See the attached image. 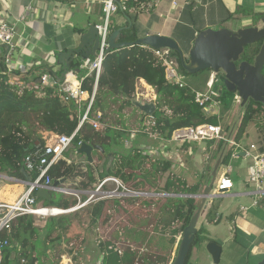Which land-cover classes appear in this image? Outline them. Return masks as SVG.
Masks as SVG:
<instances>
[{
    "label": "crops",
    "instance_id": "obj_1",
    "mask_svg": "<svg viewBox=\"0 0 264 264\" xmlns=\"http://www.w3.org/2000/svg\"><path fill=\"white\" fill-rule=\"evenodd\" d=\"M173 1L155 0L151 10L141 14L151 15V23L148 28H144L146 24L141 25L140 37L149 34H162L173 37L178 43L182 40L183 47L181 48L185 55L189 54L197 33L200 30L215 29V26L221 25V22L230 16L229 11L235 13L242 7L241 9H252L254 14H264V0H175L177 5H173ZM248 14L242 13L243 17L237 18L242 23L241 27L252 26L254 18L253 15ZM0 20L15 25L17 29L14 46H9L7 49L4 43L0 42V72L10 74L12 76L11 80L16 81L17 78H23L25 74L31 76L37 66L48 67L53 72L61 74L63 64L59 62L57 54L75 48L80 43L81 35L84 32L92 25L102 22V8L100 3H94L91 0H0ZM119 23H124L123 19H119ZM77 59L83 62V70H88V66L85 64L86 61L80 57ZM69 71L71 70L69 69ZM72 71L79 76L76 69H72ZM69 78L74 79L75 77L69 75ZM139 84L145 87L146 90L152 89V98L156 96L153 86L149 85L144 79H141ZM126 109V111H134L130 106ZM137 112L139 113L138 119L145 116L147 122L149 121L148 116L143 115L142 111L138 109ZM250 127L246 137L252 132ZM46 133L49 132H43V136ZM140 133L151 138L146 140L143 135L136 134L135 144L126 142L128 151H136L146 162H151L154 165L151 169L155 172L161 171V166L164 164H161L162 161L170 163L167 172L169 173L168 179L177 175L187 179L189 183L195 181V178L188 172L189 169L185 168L186 165L179 173L172 169L173 165H183L184 160L180 162L179 160L183 154H187L189 158L193 159L196 169L202 173L205 169L203 168L204 164H208L217 153L219 143V141H215L207 152L208 143L194 142L182 146L172 145L169 148L170 150L167 149L165 153H161L158 150L161 144H156V141H158L157 136L144 132ZM243 140L240 142V148L235 147V155L232 156L231 163L229 162L232 166L230 176L234 183L233 188L220 197L212 198L219 202L218 212L212 218L213 222L209 221L207 216L211 199L198 221V231L201 233L204 243L193 248L192 263H211L212 259L205 246L207 242L213 240L223 245L221 264H256L264 256V183L262 191L257 192L256 185L247 181L252 158L248 156L249 158L246 160L243 157L247 156V151L255 152L251 145H255L256 151H261L262 142L254 140L246 146L245 140ZM153 148L157 149L156 153L151 152ZM240 152H245V155H241ZM114 153L116 154V152H111L110 155L104 157L105 163L113 157ZM222 153H224V150ZM98 154L94 155L92 161L96 167V179L98 174L102 172L97 166ZM176 157L178 161H176ZM63 158L69 162L72 161L66 156H63ZM78 160L73 162H84L80 156ZM235 160L238 161L237 166L233 165ZM246 162L248 164L247 169L245 168ZM222 165L219 170L223 169L218 174L224 171L227 164L224 167ZM190 166L193 167L194 164H190ZM138 174L133 173L131 177H127L125 185L121 183L125 188H127V185L134 188L141 187L144 184L143 182H146L145 178H148L149 174H139L142 175L141 178L137 176ZM1 176L0 174V201L11 202L24 192L26 185L23 180L9 176L6 177L9 180H4ZM64 183H66L65 180ZM113 185H115L114 187L117 186L112 182L107 184L110 188H113ZM157 191L168 193V195L160 194L162 196L157 197L151 203L145 202L144 204H147V206H139L138 200L141 199L139 196L126 194L116 198L121 210L120 215L125 218V226L121 225L123 231L121 230L119 233V246L123 248V252L119 254V257L121 255L120 264L173 263L181 241V235L176 233L181 224V219H173L171 205L174 203L173 198L187 197L188 195L165 190ZM145 199L144 197L141 200L144 201ZM106 201L105 210H108L113 207L111 205L112 200ZM134 201L135 203L132 205ZM131 207L136 209L134 215L130 210ZM143 207H146V210ZM38 222L39 220L35 219V225L42 228V230L38 241L39 246L40 244L41 246L38 247L36 253L39 257L36 264H53L55 258H58L59 264H74L68 256H65L59 250L60 248H54L56 242L51 241L53 237L50 236L48 240L45 238L44 227L47 225V221H43L42 224H38ZM140 237L141 240L138 239ZM109 241L112 240L109 239ZM110 242L109 244L114 243L113 241ZM135 243H140L141 248L134 247L133 244ZM115 244L117 243L115 242L114 246ZM116 248L117 246H115ZM201 248L205 250L204 260L200 257L201 251L199 250ZM135 250L137 251L135 252ZM94 251L95 249L92 248L91 253L93 254ZM243 258H245V261ZM251 258L255 260L253 263Z\"/></svg>",
    "mask_w": 264,
    "mask_h": 264
},
{
    "label": "trees",
    "instance_id": "obj_2",
    "mask_svg": "<svg viewBox=\"0 0 264 264\" xmlns=\"http://www.w3.org/2000/svg\"><path fill=\"white\" fill-rule=\"evenodd\" d=\"M154 1L127 0L125 8H119L116 12L123 16L124 23L117 24L116 21H111V31L120 27H128V19H130L132 24L121 32V41L137 40L140 37L139 17L143 12L151 10ZM241 8L237 12L230 14L226 19L241 18L243 17L242 13H249L254 18L252 26L260 28L263 26L262 17L264 14L257 15L254 14L252 9ZM261 45L262 40L245 46L241 60L253 63ZM171 54L179 62L183 72L189 75L181 65L179 54L175 51H171ZM186 61L189 62L187 56ZM82 63L80 59L75 58L70 61L69 69H81L79 76L83 79V86L91 92L94 85V75L88 76V70H83ZM165 68L166 66L161 57L147 46L135 44L108 52L103 61L95 100L89 116L92 117L95 112L100 111L103 115L101 120H103L106 111L111 108L112 103L118 100H121L119 108L121 111L126 107L134 106L131 98L136 97L138 83L141 79H144L149 85L153 86L157 96L155 100L157 108L153 115L155 124L151 126V130L161 136L168 138L176 129L204 123H221L224 127L226 138H230L232 142L238 144L248 135V128L251 124H255L260 132L264 134V105L262 103L250 100L244 107L239 104L238 107L243 109L240 121L236 124L227 122L226 117L235 109L234 99L236 92L229 91L223 87V92L216 97L219 112L208 115L204 111L203 106L195 101L194 89L189 85L179 86L169 82L166 79ZM49 69L48 67L37 66L31 76L25 74L23 78H17L16 81L11 80L12 76L10 74L0 72L1 175L5 174L23 181L27 179V176L34 179L37 172H28L24 167V159L38 142L45 143L43 132L46 131L65 135H70L76 131L72 142L76 147H79V142L102 145L105 152L95 149L92 152L93 158L96 153L107 157L110 151L108 150L107 152L106 150V146L112 142L111 139L113 138L109 133L110 129L96 130L88 122L81 123L80 117L84 110H78L76 101H72L69 104L63 98L60 86L62 82H58L49 72ZM45 74L50 75V82L47 84L38 82V79ZM223 81V74L218 73V81L215 82V87L219 89L223 85ZM141 113L145 115L143 112ZM122 135V131L114 130L116 142H119ZM200 142L208 143L206 152L215 143L214 140ZM226 142V140L219 141L217 153L208 164H204L203 168L205 169L202 173L197 170V175L194 177L195 181L189 183L187 179L175 175L173 178H169L165 184L164 190L167 192L172 191L176 194L188 195L187 197L173 198L174 203L171 205L173 219H181V224L176 231L181 236L196 209L197 198L193 195L201 193L205 185L210 181L211 172L217 158L224 150L222 164L225 165L230 162L235 153V145L231 142ZM261 151H264V139L262 140ZM169 166L170 163L165 162L162 166L163 171ZM95 172L94 162H69L62 157L51 167L49 174L54 182L56 180L68 181L70 178L79 176L81 177V185L87 187L89 183L92 184L96 181ZM99 175L104 179L107 177L108 172H100ZM52 193H50V198L38 197L36 194L34 196L38 203L51 207L68 209L78 203L77 198L74 196L70 198L62 194L57 200L53 198ZM106 202V200H101L88 203L76 211L78 212L83 208L88 209L90 216L92 215V221L97 222L102 216ZM210 202L211 205L207 211V216L209 221L213 222L212 218L218 212L219 202L215 199H211ZM51 217L55 221H52L50 226L52 229L50 231L48 230L47 232V225L44 227L45 238L48 240L51 233L57 231L59 234L53 237L51 241L59 242L61 234L64 232V227L70 220V216L61 214ZM41 230L42 228L35 225V217L33 215L26 214L16 217L12 221L9 231L3 230L0 232V240L8 242L3 247L0 264H20L23 259L26 260V264H36L39 258L36 253ZM202 243H204V240L201 237V233L197 231L185 264H193L191 262L193 248ZM107 249L114 251L115 246L109 244ZM106 259L107 255H104L100 264H105ZM53 264H59L58 258H55Z\"/></svg>",
    "mask_w": 264,
    "mask_h": 264
},
{
    "label": "built area",
    "instance_id": "obj_3",
    "mask_svg": "<svg viewBox=\"0 0 264 264\" xmlns=\"http://www.w3.org/2000/svg\"><path fill=\"white\" fill-rule=\"evenodd\" d=\"M127 0H91L94 3H100L102 8V22L97 24L100 36V45L97 50V55L91 60L84 59L86 61L85 64L88 66V76L94 75V85L93 90L90 92L88 89L83 86L82 77L78 76L74 71L67 72L64 80L61 83V92L63 94V98L71 104L72 101L78 102V110H84L81 117L80 122H88L90 123L96 130H102V112L97 111L91 117L90 110L92 108L93 102L95 100L98 79L102 70L103 61L106 55V49L108 47V38L111 31V17L114 13H116L119 8H125V2ZM173 5H177V2L174 0ZM30 7V6H29ZM27 7V8H29ZM24 19V18H21ZM17 35L16 26L6 22L4 20H0V42L9 45L10 47L14 46V38ZM156 55L161 57L166 68L165 75L166 79L169 82L178 84L179 86H188L189 83L184 76V72L180 67L179 62L172 56L171 50L169 48L162 49H153ZM69 75H73L75 79H70ZM41 83L47 84L50 82V75L45 74L41 78ZM218 81V73H215L211 70V75L206 82L205 89H194L195 92V101L203 106L206 114H215L219 112V105L216 97L219 95V89L215 87V82ZM153 96V95H152ZM157 96L151 99H147L149 101L156 100ZM139 98V97H137ZM242 98L236 92L234 104H241ZM152 119L151 126L155 124L153 116H149ZM104 129V128H103ZM140 132H144L146 134H150L153 136H157L160 141H162L160 148L158 149L161 153H165L170 146H182L185 143L194 142V141H220L226 140L227 142H231L235 145L236 148H240L241 145L238 143H234L230 140V138H226L224 134V127L221 123L219 124H210L204 123L197 126H190L176 129L172 132L170 137L161 136L157 132H153L149 126L144 125L141 127ZM76 135V131L70 135L65 134H55L53 132H49L44 134L45 143L42 144L38 142L34 148L29 152L24 159V167L28 170V172H37V175L31 182L23 181L26 185L24 192L15 200L11 202L0 201V232L3 230H10L12 221L21 215H33L38 217H51L57 216L65 213H70L72 211H76L77 209L85 206L90 203L93 199V196L97 193H103L102 189H104L109 182L116 184L115 188H105L104 192L106 197L114 196L118 193L120 188H123V195H148L149 192H141L135 191L131 189H127L121 183V181L116 177H106L101 183L97 186V188L91 191V196L88 201L82 204L81 200L73 207L64 209L58 207L45 206L37 202L34 194L42 188L46 189L49 193L51 192H60L66 195H77V189L69 187L66 183H60L58 186H54L53 179L49 174L51 167L64 156V153L68 149V147L72 144ZM82 142H79L80 146ZM251 148L254 149L255 152H246L247 156L252 158V165L250 166L247 181L251 184L256 185L257 192L262 191L263 183H264V151H256L255 145H251ZM170 150V149H169ZM151 152L156 153L157 149H151ZM145 154V153H144ZM146 154H148L146 152ZM235 155V153H234ZM233 155V156H234ZM174 160V159H173ZM182 159L180 158L179 162ZM175 161V160H174ZM176 161L178 158L176 157ZM232 166L228 163L221 174H218L217 181L215 183L216 190L215 192H219L220 189H225L227 191L233 188V180L231 178ZM106 185V186H105ZM223 192V194L225 193ZM168 195V193H163L162 195ZM105 196V195H104ZM195 196V195H193ZM256 203V202H255ZM55 211H62L63 213H55ZM8 242L0 240V263L2 261V250L4 245ZM20 264H26V260L23 259Z\"/></svg>",
    "mask_w": 264,
    "mask_h": 264
},
{
    "label": "rangeland",
    "instance_id": "obj_4",
    "mask_svg": "<svg viewBox=\"0 0 264 264\" xmlns=\"http://www.w3.org/2000/svg\"><path fill=\"white\" fill-rule=\"evenodd\" d=\"M229 13H233L229 11ZM258 15V14H257ZM119 19H123V16H121L119 13H114L111 17V21L115 22L117 24L119 23ZM151 23V15L145 14L141 15L139 24L140 28L141 25L146 24L144 28L150 27ZM241 21L237 20V18H230V19H225L224 21L221 22V25L215 26L217 28L219 27H226L228 29L236 31L238 28H241ZM180 46L183 47L182 40ZM211 75V71H205L203 73L199 74H189L186 75L184 73V76L186 80L188 81L189 85L192 86L193 88L196 89H205L206 88V82L208 78ZM137 95H139V98L141 99H151L152 97V89L146 90L145 87H143L141 84L138 85L137 88ZM120 103L121 100H118L114 103H112L111 108H109L104 117L103 120H101L102 124V130L105 129H110L109 133L113 137L111 139V143H109L106 146V150H110L108 152V155L111 154V152H116L114 153L113 157L105 163V158L106 156H103L101 154H98L99 160H97V166L99 170L102 172L107 171L108 175L107 177H116L118 178L123 184L126 183L127 177H131L133 173H139V174H149L148 178H145L146 182H143L144 184L141 187H136L134 188L133 186L131 187L130 185H127V188L139 190L141 192H149L148 195H142L139 196L142 198H146L144 201L141 199L138 200L139 206L145 205V202L151 203V201H154L157 197L162 196L160 194H163L164 192H158L157 190H164L165 187V181L168 179V169L169 167L163 171V167L161 166L162 163H165L164 161L161 162V171L160 172H155L154 170L152 171L151 168H153V164L151 162H146V160L138 154L136 151H131V154L127 155L126 153H130L128 151L127 143H133L135 144L136 142V134L138 135H143L140 133L141 127H144V125L149 126L151 128V122L152 119L151 117L148 116L149 121L145 119V116H143L142 119H138V112L137 108L135 106H130L134 111H126L127 109L125 108L124 110H120ZM242 108H239L238 105H235V109L233 112L230 113L228 117H226L227 122H234L235 124L240 121L241 115H242ZM263 120H264V115H263ZM250 127L252 132L251 134L246 137L243 141L245 142V145L248 146L252 141H257V142H262L264 139V134L260 132L259 128L255 126V124H251ZM254 126V127H253ZM104 128V129H103ZM254 128V129H253ZM119 130L123 132V135L121 136L122 140H119V142L115 141V136H114V130ZM146 140H149L151 137H148L146 135H143ZM157 139V138H156ZM127 142V143H126ZM162 141L158 139L156 141V144H161ZM78 147L75 146L74 143H72L66 152L64 153V156L69 158L70 160H78V157H82V160L84 162L87 161L85 155H81L80 153L77 152ZM112 150V151H111ZM97 154V153H96ZM112 156V155H111ZM248 160V156H243ZM240 157V158H243ZM182 160H184L183 165L175 164L173 165L172 169L176 172L179 173L184 169L183 167L186 165L185 168L189 169V173L195 177L197 175V167L193 161L192 158H189L187 154H183ZM79 161V160H78ZM156 163V162H155ZM231 163V162H230ZM190 164H194L193 167L190 166ZM198 165L200 166L199 162ZM233 165L237 166L238 161L235 160ZM247 162L245 163V168L247 169ZM250 165V164H249ZM224 167V165H222ZM223 168L219 170L221 172ZM105 170V171H103ZM137 175L139 178L142 177V175ZM220 174V173H219ZM219 176V175H218ZM4 180H9L7 175L2 174L1 176ZM103 179L100 177V175L97 177L96 181L94 183H89L87 187H83L81 185V177H73L69 179V182L65 181L66 184L74 189H77V195L74 197L77 198L78 202L81 200L82 204L86 201L89 200L91 196V191L95 190L97 186L101 183ZM148 184V185H147ZM125 185V184H124ZM106 186V185H105ZM115 185H113V188ZM105 188H108L106 186ZM102 189V191H106V189ZM110 188V187H109ZM214 191L216 190V186H214ZM97 193L93 196V199L90 203L94 202H99L101 200H112L113 207L109 208L108 210H103L102 216L100 219H98L97 222L92 221V215L90 216L88 209H80V211H72L70 213H65L66 215L70 216V220L67 222L65 225L64 232L61 234V239L59 242L54 244V248L58 249L61 252L64 253L65 256H68L70 258V261L73 262L74 264H95V263H101L102 258L104 255H107V259L105 261V264H120V258L119 254L123 252V248L119 246V233L122 230V226H125V218L120 215V208L118 206V198L119 196L123 195V188H120L118 193L115 194L114 196L106 197L107 194L105 193ZM66 197H72L73 195H66L63 194ZM105 195V196H104ZM52 196L54 199H59L62 196V193L60 192H53ZM137 196V195H136ZM109 198V199H107ZM86 199V201H85ZM158 200V199H157ZM42 201V200H40ZM135 203V201L132 203V205ZM146 210V207H143ZM132 214L134 215V209L133 207L130 208ZM146 212V211H145ZM150 213V212H147ZM120 215V216H119ZM36 220H39L38 224H42L43 221H47V232L48 230L50 231L52 228H50L53 219L52 217H38L35 216ZM124 228V227H123ZM45 229V230H46ZM123 231V230H122ZM59 232L54 231L51 233V237H56ZM41 237V234H40ZM39 237V238H40ZM109 239L112 240L114 243L116 242L115 246L117 248L112 251L110 249H107L109 246ZM141 240V237L138 238ZM40 240V239H39ZM112 241L110 243H112ZM112 243L111 245L114 246ZM49 245V243H47ZM41 246V244H40ZM39 243L38 247L40 248ZM134 247L141 248L140 243H135L133 244ZM53 248V247H51ZM94 248L95 251L93 254L91 253V249ZM122 249V250H121ZM138 249V250H139ZM137 250H135L136 252ZM201 254L200 257L204 260L205 258V250L204 248H201ZM118 255H117V253ZM67 258V257H66ZM200 259V260H202ZM252 263L255 261L254 258H251ZM245 261V258H243ZM135 262H137L135 260ZM139 262V261H138ZM130 263V262H129ZM195 264V263H193ZM198 264V263H197ZM204 264V263H201Z\"/></svg>",
    "mask_w": 264,
    "mask_h": 264
},
{
    "label": "water",
    "instance_id": "obj_5",
    "mask_svg": "<svg viewBox=\"0 0 264 264\" xmlns=\"http://www.w3.org/2000/svg\"><path fill=\"white\" fill-rule=\"evenodd\" d=\"M129 20V26L132 21ZM263 26H247L238 28L236 31L226 27L217 29L206 28L200 30L190 49L188 55H185L178 41L171 36L162 34H149L139 37L135 41H121V32L124 28L120 27L112 31L108 38V47L106 54L112 50H119L123 47L132 46L135 44L150 47L152 49L169 48L175 51L180 56V62L185 71L189 74H196L205 70H212L215 73H221L224 76V83L219 88V93L223 92V87L229 91L237 92L242 98L241 106L244 107L250 100L260 102L264 105V15L262 17ZM262 40V45L258 54L254 58V62L241 60V55L244 52L245 46ZM100 45L99 30L96 25H92L86 32L81 35L80 43L73 49L63 51L57 54L59 62L63 64V71L57 74L49 69V72L62 82L69 72L70 61L75 58L90 59L97 55V50ZM8 49L9 45L4 44ZM186 56L189 62L186 61ZM81 69H76L80 73ZM38 82H42L41 78ZM132 104L142 111L147 116H153L156 111L154 101H144L141 98H131ZM105 152L102 145L95 143L82 142L77 148V152L84 154L88 162L93 161V150ZM245 155V152H240ZM224 153L216 160L211 172L210 181L205 185L203 191L195 197L197 198L196 209L190 219L188 225L184 228L181 241L177 250V254L172 264H185L186 257L190 252L195 235L198 231V221L201 215L204 214L205 208L212 198L220 197L225 192V189H220L215 192L214 186L218 178L219 168L223 161ZM25 171V169H23ZM25 173H27L25 171ZM31 177L27 176L25 181L31 182ZM64 180H56L53 185L58 186ZM36 195L38 197L50 198L51 194L40 188ZM206 251L211 257L210 264H221L223 253V245L218 241H209L206 243ZM256 264H264V256Z\"/></svg>",
    "mask_w": 264,
    "mask_h": 264
},
{
    "label": "bare ground",
    "instance_id": "obj_6",
    "mask_svg": "<svg viewBox=\"0 0 264 264\" xmlns=\"http://www.w3.org/2000/svg\"><path fill=\"white\" fill-rule=\"evenodd\" d=\"M72 79V78H70ZM75 79V78H74ZM76 103L78 104V102L76 101ZM56 208V207H55ZM55 213H63L62 211H55Z\"/></svg>",
    "mask_w": 264,
    "mask_h": 264
}]
</instances>
